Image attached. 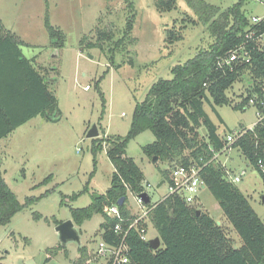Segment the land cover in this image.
Here are the masks:
<instances>
[{
	"label": "rangeland",
	"instance_id": "1",
	"mask_svg": "<svg viewBox=\"0 0 264 264\" xmlns=\"http://www.w3.org/2000/svg\"><path fill=\"white\" fill-rule=\"evenodd\" d=\"M205 1L226 9L240 0ZM128 4L124 0H0L2 24L24 42L21 49L25 57L35 59L34 66L45 71L49 91L57 98L62 114L58 121L39 117L2 143L7 149L0 151L1 170L7 171L8 186L22 205L28 199L35 201L0 227V264H77L79 257L82 262L88 260L85 264H103V259L97 257L104 222L100 214L81 226L75 224L79 244L69 242L56 255L48 253L61 245L55 219L72 220V208L88 207L93 193L105 194L111 186L115 169L107 148L97 153L95 168L93 139L87 134L96 125L101 139L125 137L136 104L145 100L151 86L159 79H171L174 66L185 63L212 41L185 0H178L176 10L163 14L156 10L154 0H134V18ZM243 11L249 20L264 17V0H247ZM46 14L53 28L65 35L61 47L45 28ZM130 19L134 21L130 38L111 54L110 47L123 39ZM172 29L182 35V40L174 44L168 43ZM102 31L113 36L111 42L102 44L103 49L80 46L84 37L96 41ZM252 83L251 75L245 72L227 92L231 104L216 107L222 122L205 104L221 136L250 130L258 122L252 104L245 109L235 108ZM154 141L151 131L138 135L129 142L126 156L143 171L155 205L167 196L169 185L164 182L158 188L167 164H155L143 152V147ZM215 162L224 167L228 178L245 172L234 185L264 222V184L255 167L237 149L218 155ZM128 199V208L137 211L135 196L129 193ZM193 205L219 222L234 246L242 245L207 188ZM150 235L158 236L154 229Z\"/></svg>",
	"mask_w": 264,
	"mask_h": 264
},
{
	"label": "trees",
	"instance_id": "2",
	"mask_svg": "<svg viewBox=\"0 0 264 264\" xmlns=\"http://www.w3.org/2000/svg\"><path fill=\"white\" fill-rule=\"evenodd\" d=\"M177 1L154 0V6L159 13H168L177 9ZM246 1L240 0L224 9L205 0H185L211 36V43L185 63L174 66L171 79H159L151 86L145 100L136 104L130 130L125 137L93 139L95 168L96 155L104 146L114 166L111 186L105 194L93 193L92 203L88 207L71 209L72 220L78 226L96 214L102 215L101 239L107 243L117 242L119 237L114 233L117 219L107 217L104 209L118 205V201L125 198L120 211L124 217L130 216L128 194L142 193L145 178L135 161L126 156V149L131 140L151 131L155 141L144 146L143 152L152 160L158 158L157 163L167 164L168 168L162 174L163 181L168 185L174 184L172 173L179 166L200 168V178L219 203L242 245L234 246L222 226L209 213L187 204L179 195H171L155 205L151 200L148 203L153 208L149 214V224L161 238L162 247L157 251L151 249L147 241L131 231L127 238L128 264H264V222L248 198L230 181L231 176L228 178L224 167L214 159L225 147L237 149L255 167L264 184V172L258 167V161H264V119L228 146L227 136L219 134L217 125L204 108L208 103L222 122L216 107L231 104L227 92L245 72H249L253 83L248 88L247 96L235 108L249 107L254 95L263 98L264 48L257 47L246 35L252 32L263 34L264 20L259 25L251 24L243 11ZM124 2L129 3L128 9L134 18V0ZM133 27L134 21L130 19L123 39L119 40L118 45L110 47L111 54L118 46L121 48L126 38H130ZM45 28L51 40L58 41L57 45L61 47L65 35L63 37L60 31L53 28L48 14L45 16ZM112 40V35L102 31L98 33L96 41L84 37L80 46L103 49L102 44ZM181 40L182 35L173 29L168 32V43ZM23 45L24 42L18 40L0 21V140L38 116L48 121H58L62 116L58 100L49 91L46 78L36 69L33 60L23 56ZM242 45L250 52V64L219 66L220 61ZM257 107L260 108L259 105ZM34 201L28 199L25 205L19 202L5 181L0 166V227L9 224L17 213ZM54 222L58 226L63 221L55 219ZM61 249L63 246L59 245L49 249L48 253L54 256ZM81 251L84 252L83 249ZM82 261L79 257L77 264H85L88 260Z\"/></svg>",
	"mask_w": 264,
	"mask_h": 264
},
{
	"label": "built area",
	"instance_id": "3",
	"mask_svg": "<svg viewBox=\"0 0 264 264\" xmlns=\"http://www.w3.org/2000/svg\"><path fill=\"white\" fill-rule=\"evenodd\" d=\"M263 20L264 17H253L250 22L252 25H259L263 22ZM246 38L254 41L257 47L264 48V33L258 35L255 32L248 33ZM250 59V52L247 50L245 45H242L230 52L226 59L220 61L219 66H231L235 63L250 64ZM85 89L88 90L89 87L87 86ZM250 104L256 107L258 116V122L250 129L253 130V128L264 119V94L262 99L258 95H254V97L250 100ZM257 105H259L260 108H258ZM247 131L248 130H242L236 134L228 135L226 137L227 145L231 146L234 144L236 141L241 139L247 133ZM228 151V147H225L221 153L215 155L214 159H216L218 155ZM258 167L262 172H264V161L262 159L258 161ZM199 173L200 168H197L196 166H191L189 168L179 166L175 168L172 173L174 184L169 185V193L165 198L171 195H179L184 198L187 204H195L199 199V194L202 192L203 186H205L204 182L199 176ZM243 175H245L244 171L240 176H235L234 178L231 177L230 181L233 183H239ZM144 187L145 189L142 193L134 195L138 210L131 211V209L128 208L130 211L129 217H124L122 215L120 206L118 205L108 206L104 209L105 215L107 217L117 219V223L114 226V233L118 235L119 239L114 243H107L103 239L100 240L97 247V257L103 259V264L129 263V246L127 243V238L131 231L137 232L140 238L147 242L158 237H152L150 235L152 226L149 224V214L153 208H150L141 197L143 194H147L149 196L147 191L149 184L145 185Z\"/></svg>",
	"mask_w": 264,
	"mask_h": 264
},
{
	"label": "water",
	"instance_id": "4",
	"mask_svg": "<svg viewBox=\"0 0 264 264\" xmlns=\"http://www.w3.org/2000/svg\"><path fill=\"white\" fill-rule=\"evenodd\" d=\"M203 132L206 135V130L203 129ZM100 133L98 131V127L96 125H94L92 127V129L88 132L87 137L90 139H96L99 138ZM158 162V158H154L153 159V163H157ZM163 185V183H160L158 185V188L161 187ZM206 186H203V189H205ZM141 197L144 199V201L146 202V204L150 203V197L147 194H143L141 195ZM262 202L264 203V197L262 198ZM125 203V198H122L118 201V206L122 207ZM200 214V212L198 211V215ZM220 225V223H218ZM56 231L59 234V239L61 242L62 246L67 245V243L69 242H76V243H80V235H79V231L76 229L75 227V223L73 222V220H68V221H64L61 224H59L58 226H56ZM149 246L151 249L157 251L158 249L161 248L162 246V241L160 237H156L155 239H152L148 242Z\"/></svg>",
	"mask_w": 264,
	"mask_h": 264
},
{
	"label": "crops",
	"instance_id": "5",
	"mask_svg": "<svg viewBox=\"0 0 264 264\" xmlns=\"http://www.w3.org/2000/svg\"><path fill=\"white\" fill-rule=\"evenodd\" d=\"M0 21H1V20H0ZM1 22H2V21H1ZM9 32L12 33V31H10V30H9ZM12 34H13V33H12ZM15 37H16V36H15ZM24 45H25V44H24ZM21 51H22V49H21ZM22 54H23V56L25 57L23 51H22ZM27 59H28V58H27ZM30 60H33V63L36 64V60H35V59H30ZM35 67H36V66H35ZM36 69L39 70V71L41 72V75H42L44 78H46V80H48V78H47V76H46V73H45V71L42 69V67H40V68H37V67H36ZM47 82H48V81H47ZM39 117L42 118L41 116H38V117H36V118L30 120V121L27 122L26 124H28V123H30V122L36 120V119L39 118ZM26 124H24V125H26ZM24 125H23V126H24ZM21 127H22V126H21ZM15 131H16V130H15ZM15 131H14V132H15ZM14 132H13V133H14ZM13 133H11V134H13ZM11 134H10V135H11ZM10 135H9V136H10ZM9 136H8V137H9ZM8 137H6V138L0 140V151H2V150H4V149H7V147H6V146L4 147V145H3L2 143H3V141H4L5 139H7ZM1 144H2V147H1ZM2 165H3V163L0 162V166H1V167H2ZM1 169H2V168H1ZM1 171H2V173H3V177H4V179H5V175H6L7 171H6V170H4V171L1 170ZM5 181H6V179H5ZM145 183H146V182H145ZM161 183H164V181H162ZM218 223H219V222H218Z\"/></svg>",
	"mask_w": 264,
	"mask_h": 264
}]
</instances>
